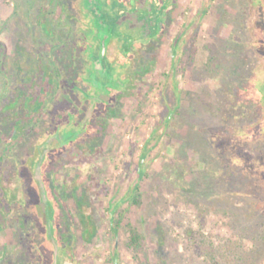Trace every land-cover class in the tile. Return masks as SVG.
Segmentation results:
<instances>
[{"label":"rangeland","instance_id":"374dc122","mask_svg":"<svg viewBox=\"0 0 264 264\" xmlns=\"http://www.w3.org/2000/svg\"><path fill=\"white\" fill-rule=\"evenodd\" d=\"M33 2L0 0V90L4 55L10 54L14 71L15 53L33 46L29 23L48 0ZM179 9L171 12V28L144 84L106 115L86 154L79 144L78 156L70 150L59 154L50 169L57 196L78 223L63 232L81 234L89 224L96 232L91 240L75 241L76 261L66 264H264V209L253 205L264 196V182L243 175L234 167L240 158L229 157L220 144L229 128L245 133L258 118L254 105L238 103V90L255 68H264L249 46L255 21L264 30V0H182ZM233 29L236 38L230 41ZM181 33L173 72L172 42ZM218 59L231 70L215 72ZM256 83L259 95L263 73ZM252 129L257 136L264 132L263 124ZM146 148L151 149L142 159ZM254 148L261 153L244 156L264 173V159H255L263 157L264 137ZM17 162L6 161L4 180ZM113 220L121 222L117 232ZM5 225L0 250L8 256L1 260V254L0 264H18L25 242L16 236V223Z\"/></svg>","mask_w":264,"mask_h":264},{"label":"flooded vegetation","instance_id":"af4514ba","mask_svg":"<svg viewBox=\"0 0 264 264\" xmlns=\"http://www.w3.org/2000/svg\"><path fill=\"white\" fill-rule=\"evenodd\" d=\"M181 1L171 0L169 5V0H48L37 8L29 23L35 38L32 48L15 53L14 71L10 54L1 62L0 194L8 191L6 161H21L16 170L22 168L23 159L34 157L49 139L53 142L46 160L52 162L46 167L45 160L43 165L47 174L59 154L70 150L71 157L78 156L79 144L87 153L89 140L99 137L105 123L104 111L111 115L144 84L171 28V12L180 11ZM165 5L168 9L159 20ZM182 37L181 33L172 42L173 72ZM20 229L21 220L16 223ZM1 254L6 260L7 251Z\"/></svg>","mask_w":264,"mask_h":264},{"label":"trees","instance_id":"16d2710c","mask_svg":"<svg viewBox=\"0 0 264 264\" xmlns=\"http://www.w3.org/2000/svg\"><path fill=\"white\" fill-rule=\"evenodd\" d=\"M208 11V8L204 10V13ZM194 24V22H193ZM192 24V25H193ZM254 36L250 42L249 46L254 49V51L259 55V58L264 59V30L259 28L258 23L255 21V27L253 29ZM185 35V34H183ZM236 38L234 35V29L230 34V41H233ZM189 39V38H188ZM225 49H228L227 44L225 45ZM233 56V53H232ZM215 64L216 70L218 74L222 71H230L227 65L225 67H221L218 63ZM236 70L240 71V67H236ZM260 73L264 74V68L257 67L254 69L253 74L248 78V84L244 85L240 88L239 91V100L238 103L242 105V107H247L249 105H254V109H258V118L255 122H252L245 129L247 130L244 133V129L237 128H229L228 132L223 134V139L221 140V149L223 152H226L229 157L240 158V161L234 164V167L237 166L238 169L243 175L254 179L255 184H262V178H264V173H262L258 167L253 168L252 160L253 158H245V153L252 152L257 155L261 153L258 149L254 148V143L258 138L264 137V132L256 135L255 131H253L252 126L262 125L264 127V89L261 94H255V85L257 84L258 75ZM255 94V95H254ZM257 95V96H256ZM108 113V112H107ZM107 113L104 111V117L106 118ZM19 125V124H18ZM95 128L96 125H93ZM96 129V128H95ZM92 131V129H90ZM222 135L220 133H215L214 137ZM151 148H146L143 152L142 159H146L149 154ZM243 152L244 154H240ZM263 157L256 156L255 159H260L262 161ZM244 159V160H242ZM52 160L48 158L46 160L45 166L48 167L51 164ZM244 162V165H243ZM146 174L145 168H142L139 171V178L142 179ZM53 176L51 173H46L44 170V180L48 189L49 197L52 201V204L56 210V237L60 242V259L61 264H66L67 261H76V240L83 241L84 239L91 240L95 235V229L92 224H89L88 227L82 230L81 234H74L68 237L64 232L68 227V224H72L74 221V217L66 211V207L64 206V201L59 198L55 192V186L53 181ZM7 189L8 191L3 193V197L5 199L4 203H0V224L10 225V223H19L21 220L22 229L19 231L16 230L17 238L21 239V241L25 242V251L24 255L20 258V262L18 264H53L54 262V247L47 237V227L45 226L42 218L39 215L38 205L40 204V196L37 184L33 178L31 168L28 164V157L23 159V167L17 169L12 175L7 179ZM17 182L19 184V188L12 187L11 182ZM66 196V195H65ZM2 197V196H1ZM254 207L259 210L264 209V196L259 198V201L255 202ZM89 218V217H88ZM2 220V222H1ZM91 220V218H90ZM114 224L113 228L117 232L119 227L121 226V222L118 223L113 220ZM78 224V223H77ZM5 225V226H6ZM4 226V227H5ZM71 228V227H70ZM77 229V227H75ZM73 228L74 230H76ZM16 229V228H15ZM72 229V228H71ZM64 231V232H63ZM135 239V238H134ZM137 239V237H136ZM78 241V242H79ZM10 255V254H9ZM12 256V255H10ZM5 262V261H4ZM8 262V261H7ZM7 262L5 264H7ZM17 263V262H16Z\"/></svg>","mask_w":264,"mask_h":264},{"label":"water","instance_id":"95a60500","mask_svg":"<svg viewBox=\"0 0 264 264\" xmlns=\"http://www.w3.org/2000/svg\"><path fill=\"white\" fill-rule=\"evenodd\" d=\"M169 5H171V0H169ZM168 7L165 5L160 13V18L166 13ZM107 33V32H106ZM94 108L89 112L87 117L88 120L92 117V113ZM79 136V135H77ZM52 139L47 140L43 145L37 148L36 155L31 157L28 160V164L32 170V174L34 180L36 181L39 196H40V204L38 205L39 215L42 218L45 226L47 227V237L48 240L54 247V262L53 264H61L60 260V246L59 241L56 237V210L52 204V201L48 194V189L46 187L43 175V165L46 160V156L48 152L52 149Z\"/></svg>","mask_w":264,"mask_h":264}]
</instances>
